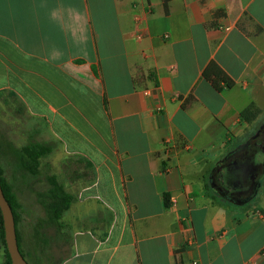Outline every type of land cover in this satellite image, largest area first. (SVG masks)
Wrapping results in <instances>:
<instances>
[{
  "label": "crops",
  "instance_id": "1",
  "mask_svg": "<svg viewBox=\"0 0 264 264\" xmlns=\"http://www.w3.org/2000/svg\"><path fill=\"white\" fill-rule=\"evenodd\" d=\"M263 114L264 0H0L1 157L54 138L87 174L60 264H264V151L244 155Z\"/></svg>",
  "mask_w": 264,
  "mask_h": 264
},
{
  "label": "rangeland",
  "instance_id": "2",
  "mask_svg": "<svg viewBox=\"0 0 264 264\" xmlns=\"http://www.w3.org/2000/svg\"><path fill=\"white\" fill-rule=\"evenodd\" d=\"M3 126L4 125H2L1 128H9V126ZM256 130H258L256 138L253 136L251 139H248V135H246L243 139H248L244 143L245 146H247V148L244 149L246 150L244 155H250L255 152L254 150L257 149L255 142L258 141V136L260 139L261 136L264 135V114L260 122L255 124L248 134L252 135ZM90 135H93V133H90ZM8 137L12 139L10 144L14 148H21L24 144L26 145L31 142V140H26V136L19 132L10 134ZM239 143L241 144L242 142ZM50 145L52 146V153L40 159L41 166L37 174L25 171L22 169L19 162V165L16 164V162L12 165L11 158L3 159L1 157L3 152L0 149V175L5 185L10 189L22 251L26 255V259L32 264H60L72 250V230L81 227L78 226L76 220H73L74 217L82 211L81 206L78 204L73 205V207L71 205L72 208L70 207L63 216V221L67 220L74 228L68 229L67 225L63 224L64 229L59 232L55 226L48 225L46 221L48 216L45 205L50 203L51 199L46 198V200H43L40 194H44L52 188L50 178L55 176L58 182H60L67 191L69 190V192L76 196L79 189L86 183L87 176V174H85L81 179H70V174L72 173L65 172L62 165L64 159L62 146L55 141L54 138H51ZM19 153L21 154V152ZM234 160H236V158H233V161ZM32 171H34V167ZM234 181H236V179H234L233 182ZM230 185H233L232 182ZM229 188H231V186ZM231 192L232 196H229V200L234 204V202H236L234 197L242 193L235 188H233ZM251 192L252 190L249 186L244 192V195L249 197L251 196ZM235 204L237 206L240 205L239 203ZM85 222H83L84 225L82 226L88 225V223L85 224ZM45 241H48L50 245H45ZM42 247L44 248L43 250ZM6 262V250L0 234V264H6Z\"/></svg>",
  "mask_w": 264,
  "mask_h": 264
},
{
  "label": "trees",
  "instance_id": "3",
  "mask_svg": "<svg viewBox=\"0 0 264 264\" xmlns=\"http://www.w3.org/2000/svg\"><path fill=\"white\" fill-rule=\"evenodd\" d=\"M203 77L206 80H208L218 92H223L227 89H231L236 85V82L215 61H211L209 65L205 68L203 72ZM192 100H193V96L191 94L189 97L185 98V103L183 104V107L186 108L188 104L192 102ZM258 113H259L258 107L253 103L241 112V117L247 121H251L257 116ZM262 141H264V138ZM255 146L258 149L264 151V142L256 141ZM51 153H52V146L49 144L48 145L38 144V143L28 144L21 150L20 160H21L22 169H24L27 172L37 174L41 166L40 159L42 157H46L50 155ZM33 167H34V171H32ZM50 181L52 188L48 190L46 193L40 194V197L43 200H46V198L51 199V202L45 205V209L47 211V216H48L46 221L48 222V225L55 226L57 230L60 232L61 230L64 229V225L62 223L63 216L65 215L66 211H68V209L71 207L76 197L74 196V194L68 192L64 188V186L60 182H58L55 176H52L50 178ZM0 182L4 190L5 196L9 201L14 212L12 197L10 195V189L5 185V182L2 180L1 175H0ZM164 203H165V207L167 208L171 207L169 193H164ZM15 221H16V215H15ZM16 229H17V222H16ZM0 234L6 250V255H7L6 264H12L11 257L6 245L5 230L3 225V216L1 209H0ZM17 237H18V244L20 251L26 259V255L24 254L21 248L18 229H17ZM45 242H46L45 245L46 244L47 246L50 245L48 241ZM43 249L44 248L42 247V250ZM28 263L32 264L29 261Z\"/></svg>",
  "mask_w": 264,
  "mask_h": 264
},
{
  "label": "water",
  "instance_id": "4",
  "mask_svg": "<svg viewBox=\"0 0 264 264\" xmlns=\"http://www.w3.org/2000/svg\"><path fill=\"white\" fill-rule=\"evenodd\" d=\"M0 209L3 216L5 240L12 264H29L20 251L13 209L7 200L0 182Z\"/></svg>",
  "mask_w": 264,
  "mask_h": 264
},
{
  "label": "flooded vegetation",
  "instance_id": "5",
  "mask_svg": "<svg viewBox=\"0 0 264 264\" xmlns=\"http://www.w3.org/2000/svg\"><path fill=\"white\" fill-rule=\"evenodd\" d=\"M237 173H234L236 177L241 179L242 184L248 182V178L251 176L254 165L251 163L249 158H245L242 162L233 166Z\"/></svg>",
  "mask_w": 264,
  "mask_h": 264
},
{
  "label": "built area",
  "instance_id": "6",
  "mask_svg": "<svg viewBox=\"0 0 264 264\" xmlns=\"http://www.w3.org/2000/svg\"><path fill=\"white\" fill-rule=\"evenodd\" d=\"M176 147V145H175V143H173V142H168L167 144H166V149L167 150H169V151H171L173 148H175Z\"/></svg>",
  "mask_w": 264,
  "mask_h": 264
}]
</instances>
